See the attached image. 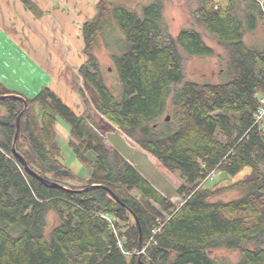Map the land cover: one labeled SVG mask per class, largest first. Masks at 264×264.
<instances>
[{"label": "trees", "instance_id": "trees-1", "mask_svg": "<svg viewBox=\"0 0 264 264\" xmlns=\"http://www.w3.org/2000/svg\"><path fill=\"white\" fill-rule=\"evenodd\" d=\"M262 1L197 0V23L226 49L225 59L218 56L224 80L202 83L186 79L183 54L216 56L203 32L169 34L162 0L139 9L99 0L97 15L83 27L85 88L130 145L162 173L180 175L182 203L162 195L111 149L99 121L76 115L49 88L27 99L18 157L13 144L25 105L0 101V264H264V136L255 125L264 45L245 41L264 25ZM104 46L117 74L113 88L99 61ZM8 94L0 85V95ZM60 120L70 128L68 145L90 171L88 179L64 162ZM246 168L249 173L227 186L201 185L215 169L235 179ZM95 186L110 189L125 206ZM235 191L236 198L218 199ZM158 227L157 244L147 256L135 255ZM218 250L237 251L240 258L212 257Z\"/></svg>", "mask_w": 264, "mask_h": 264}, {"label": "crops", "instance_id": "crops-1", "mask_svg": "<svg viewBox=\"0 0 264 264\" xmlns=\"http://www.w3.org/2000/svg\"><path fill=\"white\" fill-rule=\"evenodd\" d=\"M98 3L99 0H0V85L9 94L26 100L49 88L81 116L85 105L80 69L88 62L83 27L97 15ZM2 111L0 108V114ZM56 131L68 144L69 126L60 120ZM117 140L110 138L115 144L110 147L124 155ZM125 157L138 170L132 159ZM77 176L88 179L90 173Z\"/></svg>", "mask_w": 264, "mask_h": 264}, {"label": "rangeland", "instance_id": "rangeland-1", "mask_svg": "<svg viewBox=\"0 0 264 264\" xmlns=\"http://www.w3.org/2000/svg\"><path fill=\"white\" fill-rule=\"evenodd\" d=\"M118 3H123L134 9H139L141 6L148 4L155 0H114ZM165 11H164V27L165 30L172 36H176L183 29H195L201 31L205 35L206 42L214 48L216 56L214 57H189L183 54L184 58V69L187 80H194L202 83L206 82H221L223 81L222 70L224 68L222 60L218 56H223L226 58V49L221 46L217 40L210 37L205 33V30L197 23L196 20V9L198 6L197 0H162ZM222 4H227V0H218ZM245 41L249 46H263L264 45V25L261 24L257 31L248 34L245 37ZM111 50L105 46L101 48L98 53L99 61L101 63L102 71L104 72L105 79L110 87H115L117 85V74L113 71V62L110 58ZM82 92L85 93L86 99L84 100V113L82 115L93 116L100 125L104 127L106 131L105 142L110 147H115L114 143L110 141V138H117L118 148H121L124 155L130 157L132 161L136 164L138 170L143 172V175L151 182V184L164 196L172 200L176 205L182 203V198L177 195L178 188L182 183V179L179 174H164L158 167L154 165L148 154L140 151L139 149L133 147L126 140L124 133L116 126L107 121L102 117L97 110L93 102L90 99L89 92L85 88H80ZM115 91V90H114ZM117 94V91H115ZM83 97V96H82ZM3 112V111H2ZM104 118V120H103ZM62 154L65 164L80 177H85L89 175L90 171L85 168L80 162H78L72 149L67 144L64 138L59 137ZM128 144V145H127ZM127 146L128 149H126ZM110 147V148H111ZM125 149V151H124ZM127 150H130L135 155L132 156ZM126 158V157H125ZM127 159V158H126ZM143 168V169H142ZM249 173V169H245L237 178L226 179L220 173L217 180L212 183H208L207 187H218L227 186L233 182L238 181L243 176ZM238 197V193L229 192L220 195L218 199L228 201L230 199ZM50 223L55 224L54 215L50 218ZM214 258H226L233 262H236L240 258V253L237 251L228 250H218L211 253Z\"/></svg>", "mask_w": 264, "mask_h": 264}, {"label": "built area", "instance_id": "built-area-1", "mask_svg": "<svg viewBox=\"0 0 264 264\" xmlns=\"http://www.w3.org/2000/svg\"><path fill=\"white\" fill-rule=\"evenodd\" d=\"M261 4L264 5V1H262ZM259 100H260V107L255 114V125L257 126L258 131L264 136V94L260 95ZM219 174H220L219 170H217V169L213 170L212 172H210L207 175V177L204 180H202L201 185H207L208 183L214 182L215 180H217ZM111 226H112L114 232L117 234V229L115 228L113 223H111ZM160 232H161L160 227L154 228L152 230V236H151L150 240L148 242H146L143 247H141L139 250L134 252V254L139 256V257L147 256V250H149V248H151L153 246V244H157L155 239H156V236H158V234H160ZM118 244H119L120 248L122 249V251H124L122 241H119ZM124 253L128 254L125 251H124Z\"/></svg>", "mask_w": 264, "mask_h": 264}, {"label": "water", "instance_id": "water-1", "mask_svg": "<svg viewBox=\"0 0 264 264\" xmlns=\"http://www.w3.org/2000/svg\"><path fill=\"white\" fill-rule=\"evenodd\" d=\"M7 100H18V101L23 102L24 105H25V109H24L23 112L19 115L18 120H17V130H16L15 139H14V144H13V151H14V153H15L18 157H21V156L18 154L17 150H16V144H17V142H18V140H19V138H20V134H21V119H22L23 114H24V113L27 111V109H28V102H27V100H26L25 98H23V97H21V96H19V95H16V94L0 95V101H7ZM167 120L169 121V120H170V117H168ZM23 162H24V165H25L26 169H27L29 172H31L34 176L38 177L41 181H43V182H47L46 179H44L43 177L39 176L37 173L33 172V171L29 168L27 162H26L24 159H23ZM95 187H99V188H103V189L107 190V191L111 194V196H112L116 201H118L119 203H121L122 205H124V204L120 201V199H119V198H118V197H117V196H116V195H115L110 189H108V188H106V187H103V186H95ZM124 206H125V205H124ZM140 246H141V242H140Z\"/></svg>", "mask_w": 264, "mask_h": 264}, {"label": "bare ground", "instance_id": "bare-ground-1", "mask_svg": "<svg viewBox=\"0 0 264 264\" xmlns=\"http://www.w3.org/2000/svg\"><path fill=\"white\" fill-rule=\"evenodd\" d=\"M108 219V218H107Z\"/></svg>", "mask_w": 264, "mask_h": 264}]
</instances>
